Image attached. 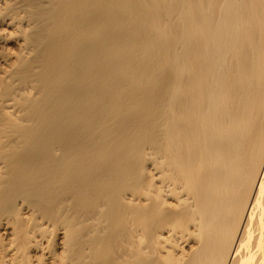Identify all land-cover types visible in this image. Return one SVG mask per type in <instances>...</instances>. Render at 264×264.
Returning a JSON list of instances; mask_svg holds the SVG:
<instances>
[{
  "label": "bare ground",
  "instance_id": "obj_1",
  "mask_svg": "<svg viewBox=\"0 0 264 264\" xmlns=\"http://www.w3.org/2000/svg\"><path fill=\"white\" fill-rule=\"evenodd\" d=\"M0 264H264V0H0Z\"/></svg>",
  "mask_w": 264,
  "mask_h": 264
}]
</instances>
